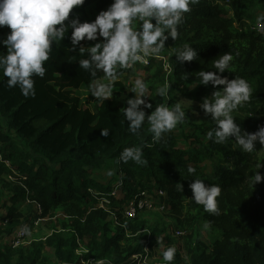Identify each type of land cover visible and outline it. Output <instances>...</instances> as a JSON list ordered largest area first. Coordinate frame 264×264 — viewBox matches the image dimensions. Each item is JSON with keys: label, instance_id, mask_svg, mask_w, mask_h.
I'll return each instance as SVG.
<instances>
[{"label": "trees", "instance_id": "1", "mask_svg": "<svg viewBox=\"0 0 264 264\" xmlns=\"http://www.w3.org/2000/svg\"><path fill=\"white\" fill-rule=\"evenodd\" d=\"M112 2L85 0L82 6L73 9L69 19L78 14L81 22L93 21ZM253 9L264 10V0H197L191 4L178 25L177 39L169 37L165 42L173 51L168 58L172 73L168 74L162 62L155 58L148 65L133 64L143 69L156 67L153 86L156 94L158 88L171 85L164 97L153 94L148 102L152 108L144 109L146 115L159 103L174 105V94L180 84L195 85L186 95L196 102H203L222 88H214L211 83L199 84L197 72L216 71L212 60L229 52L233 56L230 69L218 74L229 79L242 77L252 89L250 100L232 115L242 131H258L264 125V33H258L248 24L254 18ZM134 23L139 26L138 21ZM70 37L71 29L60 44L53 43L49 60L44 64L45 76L33 77L35 96H23L18 86L9 88L7 77L0 70V118L7 120L8 127L19 138L17 142L0 130V215L7 210L4 220H10L4 230L0 229V236L10 238L18 229L29 226L30 212L22 221L16 205L20 201L28 200L30 209L34 205L41 207L42 213L37 212L33 223L57 212L64 213L71 222L66 233H55L44 243H34L30 248L15 250L10 244L0 243V264H48L49 260L43 256L45 246L54 248L57 264H80L76 257L78 241L89 251L86 259L124 264L132 256L143 253L150 234L151 247L176 248L172 264H264V180L253 184L250 179L258 170L264 176V166L257 168L259 162L264 165V147L257 143L256 150L246 153L233 137L215 143L206 138L213 124L194 125L188 118L176 126L178 135L172 129L156 141L147 120L138 134L131 133L123 108L126 100L135 94L128 91L131 88L123 79L132 75V68L117 69L113 96L105 101L95 99L90 109L84 92L89 90L93 78L80 68L79 60L87 57L79 53L80 46L72 49ZM94 43L82 41L81 45L88 47ZM185 43L198 52V57L181 64L175 50ZM6 52V47L0 44V55ZM103 78V73L98 72L96 79ZM39 122L43 125L37 126ZM184 124L194 133L188 135ZM100 129H107L109 135L102 136ZM181 140L188 149L180 146ZM131 146L142 149L146 163L119 161L121 151ZM202 161L211 162V173L199 167ZM111 162H119L122 171L119 181H123L121 190L125 198L119 202L110 196L114 189L111 184L104 186L93 177ZM189 166L196 169L195 173H188ZM194 178L221 188L216 213L206 212L202 205L190 199L193 193L189 184ZM156 190L168 193L173 217L180 227L176 229H191L184 245L187 260L180 254L172 235L163 237L161 244H157L155 238L169 229L147 228L142 216L125 221V229L110 220L109 212L100 207L102 201L109 200L111 210L119 209L125 199ZM5 191L11 194L9 200L4 198ZM195 211L216 230L217 235H211L209 245L200 234L192 232L196 231L194 225L198 222Z\"/></svg>", "mask_w": 264, "mask_h": 264}, {"label": "clouds", "instance_id": "2", "mask_svg": "<svg viewBox=\"0 0 264 264\" xmlns=\"http://www.w3.org/2000/svg\"><path fill=\"white\" fill-rule=\"evenodd\" d=\"M196 2L197 0H113L106 10L99 11L93 21L81 22L78 14L71 19L69 17L73 9L82 6L85 0H0V27L10 28L6 38L0 39V44L7 49L6 54L0 55V70L7 77L6 84L9 88L18 86L23 96H35L33 77L45 76L44 64L49 60L53 43L60 44L71 29L72 49L80 46L79 53L86 54L87 57L79 60V66L93 78L88 85L89 93L95 99L105 101L113 96L117 69L129 68L136 62L147 63V57L158 56L169 37L177 39L178 25L183 21L184 14L190 11V5ZM258 20H264V14L258 16ZM137 21L139 26L134 28L133 24ZM82 41L95 43L84 47L81 45ZM175 57L183 64L197 60L198 52L185 43L182 48L175 50ZM232 60L233 56L225 52L212 60L216 71L197 72L199 84L207 86L211 83L214 88L223 86L210 97H205L200 104L204 115H211L214 125L207 132L206 138L215 143H223L233 137L242 151L252 153L256 150L257 143L264 147V125L259 126L258 131L249 133L242 131L234 120L232 113L250 100L252 89L242 77L229 79L218 74L229 71ZM98 72L103 73L107 83L96 79ZM170 87L171 85L165 84L158 88L157 95L164 97ZM128 91L135 95L126 100L123 109L128 130L133 134H138L147 120L153 133L152 139L156 141L187 118L186 111L179 102L172 106L159 103L150 115H146L144 109H151L152 104L144 99L147 84L142 79L137 78ZM100 130L102 136L109 135L107 129ZM142 156L140 147H125L120 153L119 161L127 163L131 160L144 164L146 161ZM262 166L264 165L260 162L257 164L258 169ZM187 171L193 174L196 169L189 166ZM250 179L256 184L264 180V176L258 170ZM189 188L193 193L190 199L202 205L206 212L218 211L217 197L221 193L218 185L206 184L204 180L194 178ZM161 241L162 238L157 236V244H161ZM176 251L175 247L166 248L162 252L163 260L172 264ZM81 264H91V260H81Z\"/></svg>", "mask_w": 264, "mask_h": 264}, {"label": "rangeland", "instance_id": "3", "mask_svg": "<svg viewBox=\"0 0 264 264\" xmlns=\"http://www.w3.org/2000/svg\"><path fill=\"white\" fill-rule=\"evenodd\" d=\"M252 14H253L254 18L248 20L249 26H253L255 30H259L260 32L258 31V33H261V32L264 33V22H263V20H258V16H260L261 14H264V10L253 9ZM133 27L138 28V25L136 23H134ZM6 28H7V26L0 27V39L6 38V34L10 32V30H6ZM172 54H173V51L171 50V48H169V45H167V43H165V48L161 51V53L158 56H165L168 59L170 56H172ZM156 57L157 56H151L150 59L156 58ZM164 64H165V62H164ZM142 66H144V65H142ZM130 67L132 68V75L128 79H123V81L125 80V82H127V85L130 86V88H131L134 85V81L137 78L142 79L147 84L146 97L144 99L146 100L147 103L150 102L153 98V94H156L153 91V86L156 82V79L154 78V73L156 72L155 71L156 67H154L152 69H143V68L138 67L137 65H135V67L133 65ZM101 81L107 83V81L104 80V78L101 79ZM115 82H117V79L113 83H115ZM194 88H195V85H184L183 86L180 84L178 86L177 91L174 94V99H175L174 103L179 102L182 104L184 110L186 111V116L188 118V121L191 124H194V125H199V124H203V123L209 124V125L213 124L211 115L205 116L203 110L200 108V104L202 102H196L194 100H191L186 95V92H190ZM84 98H85L87 106L90 109H93L95 97H92L90 95L89 90H86L84 92ZM141 106L144 107L143 105H141ZM42 125H43L42 122L37 123V126H42ZM184 126L186 127L185 132L188 135L194 133L192 128H190L186 124H184ZM0 127H1V129H0L1 132L10 134L11 136H13L15 141L18 142L19 138H18L16 131L13 128H9L7 125V120L3 119L2 117L0 118ZM173 132H174V134L178 135V133H180L179 128L175 127ZM180 146L185 150L189 148L184 143V140H181ZM1 147L2 146L0 145V148ZM199 167L203 168L207 172H210L212 169V164L209 161H202L199 163ZM109 173H111V174H109ZM121 176H122V171L120 169L119 162L118 163L111 162L108 165V167H106L105 169L95 172L93 177L95 180L99 181L104 186L111 184L113 187H117L121 184L119 181ZM159 191H162V190H156L154 192H159ZM164 192H166V191H164ZM118 194H122L121 188L118 189ZM10 197H11L10 192L5 191L4 192V198L6 200H9ZM16 205L19 208L20 214H22V216H23L22 221L24 220V217L27 216L30 212L31 221H30L29 226L27 228L28 233H27L25 240L23 241V245H21L20 247H17V248L9 245V239L6 238L4 235L0 236V243L3 246L9 245V247H11L12 249H15V250H19L20 248H25V247L30 248L33 246L34 243H44L48 237H51L55 233H66V231L69 230L71 227L70 218L62 212H57L55 215H53V217L42 218V222L38 226H34L33 225V219H35V216L38 214L37 212H39V214L42 213L41 207L38 205H34L30 209L29 208L30 202L28 200L17 202ZM7 214H8V212H7V210H5L0 215V229L4 230V228L7 226L8 222L10 221V220H4L5 216H7ZM194 214H195V218L198 220V222H196L194 225V228L196 229V231L193 230L192 232H195L196 234H200L202 237V240L206 244L209 245L211 240H212L211 235H217L216 230L211 229L210 226L207 224V222H205L202 219V217L197 215L196 211L194 212ZM141 216L146 221V224H147L146 227L147 228L158 227L161 229V231H165L166 229H169L168 232H164L163 234H160L158 236L163 238L164 236L172 235L173 238H175L177 240V246L179 247L180 251L182 252L181 254H183V256L186 257L185 259L187 260L188 253L186 250H184V245L186 243V235H189L191 233V229L188 228V229H186L187 231L185 229L182 230L185 232V237L183 239L182 238L179 239L176 237L175 232L177 230H179L176 228H180V227L178 226L177 220L173 217V211H172L171 207H170V210L168 212L163 213V214L152 212V213H144ZM156 241H157V239H156ZM164 249H165V245H162L161 247L155 246L156 255L158 257L162 258V252L164 251ZM43 256L45 257L46 260H49L48 264H57V262H58L56 260L55 250L52 247L45 246V248L43 249ZM77 260H79V262H81V257L80 256L77 257ZM184 262H185V260H184Z\"/></svg>", "mask_w": 264, "mask_h": 264}, {"label": "built area", "instance_id": "4", "mask_svg": "<svg viewBox=\"0 0 264 264\" xmlns=\"http://www.w3.org/2000/svg\"><path fill=\"white\" fill-rule=\"evenodd\" d=\"M150 57L151 56L147 57V60H148L147 63H141V62H137V63L148 65L150 61ZM155 59L162 62V65L168 74L172 73V68H171V65L167 57L157 56ZM120 183L121 184L119 186L114 187L113 191L110 194L112 199L118 202L125 198V195L123 193L118 194V189L120 188L122 189L123 181L120 180ZM110 204L111 202L109 200H105L101 202L100 207L109 212L110 220H112L116 225L124 226V228H125V221L135 220L144 213H152V212L155 213L156 212L159 214L161 213L163 214V213L168 212L171 207L168 193L164 191H159V192H154V193L143 191L131 199H125L122 207L119 209H115V210H111ZM41 222H42V219L39 218L33 223V225L38 226ZM25 228H28V226L18 229L12 237L8 238L9 244L11 246L17 248L23 245V241L25 240L27 233H28V229L25 230ZM127 232L129 231L127 230ZM175 235L177 238L183 239L185 237V232L179 229L175 232ZM156 239L157 237L155 238V240ZM78 243L80 247L76 251V256L77 257L80 256L81 260H84L86 259L85 255H87L89 251L82 244L81 241H78ZM151 243H152V238L150 234L148 237V242L144 247L143 253L132 256V258L124 264H168V262L164 261L162 258L156 255L155 247H151ZM177 249L179 250L181 254L182 252L180 251L179 247H177ZM184 250H185V247H184ZM181 255L184 259L186 258L183 256V254ZM88 260H91V264H101V262H103V264H116L113 260H108V259L96 261L93 258H89Z\"/></svg>", "mask_w": 264, "mask_h": 264}]
</instances>
